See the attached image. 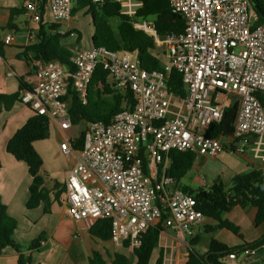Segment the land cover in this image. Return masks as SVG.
<instances>
[{"label": "built area", "instance_id": "obj_1", "mask_svg": "<svg viewBox=\"0 0 264 264\" xmlns=\"http://www.w3.org/2000/svg\"><path fill=\"white\" fill-rule=\"evenodd\" d=\"M90 1L98 6L105 2ZM169 1L184 18L183 32L160 37L151 22L133 23L164 47L169 61L162 71L142 69L132 53L93 47L72 54L69 65L33 61L35 82L20 97L23 105L47 116L64 133L72 126L69 89L86 104L99 65L115 89L133 95V107L110 123L88 124L82 150L75 151L67 138L60 145L64 154L78 155L65 180L68 214L88 224L111 220L113 243L132 249L164 215L163 226L184 242L205 219L195 199L168 175L172 152L216 157L227 150L264 161V22L255 24L258 17L250 0ZM116 2L121 13L131 18L142 5L136 0ZM74 6L73 0H27L24 9L36 24L42 22L44 9L55 23H63L71 19ZM13 40L7 35L4 42ZM173 70L182 76L185 96L168 87ZM234 105L237 114L231 135L208 136V129ZM257 252L247 248L227 258Z\"/></svg>", "mask_w": 264, "mask_h": 264}, {"label": "trees", "instance_id": "obj_2", "mask_svg": "<svg viewBox=\"0 0 264 264\" xmlns=\"http://www.w3.org/2000/svg\"><path fill=\"white\" fill-rule=\"evenodd\" d=\"M142 5L138 8L136 17L131 18L122 14L121 5L116 0H105L101 6L91 3L90 0H77L76 12L79 9L88 8L94 26L92 44L94 47L104 46L112 51H121L135 54L142 69L152 71H162L167 64L162 56H166L165 51L159 52V48L153 38L142 30L133 26L136 21L151 22L160 37H165L171 33H181L185 27L184 18L173 11L169 0H136ZM252 7L259 8L261 13L256 12L257 21L255 24L264 22V0H250ZM45 10V9H44ZM120 19L115 29L111 24V19ZM43 22V19H42ZM40 23L38 40L35 44L28 46L21 57H24L31 65L33 61L59 60L63 64H70L72 53L62 45L65 35L50 33ZM52 31H55L56 24H49ZM80 41V38H78ZM0 54H2V44L0 43ZM168 87L179 95L185 96L186 91L183 85L182 76L173 70L168 79ZM30 88L23 79H20L19 91L13 95L0 94V113L9 111L15 102L20 101L22 92ZM69 94L72 95L70 117L73 125L89 124L102 121L106 124L125 109L132 108L134 104L133 95L130 92L123 93L115 89L109 82V74L99 65L93 74L88 86L87 103L84 104L76 92L71 88ZM237 114V105H234L224 112V116L219 123L213 124L208 129V136L225 139L231 135ZM85 130L79 133L78 137L71 141L75 150H82L84 146ZM51 135V122L47 116L34 114L26 124L17 130L14 136L8 141L6 151L17 161L23 162L28 167V172L32 177L29 188L30 198L27 202V209L38 208L42 203L45 212H49L50 192L43 185L44 179L40 175L44 161L36 151L34 143L45 141ZM196 156L191 152L174 151L171 153V168L168 175L173 177L179 185L181 179L193 168ZM2 163L0 161V168ZM190 194L196 202V208L200 210L205 218L213 219L216 225L209 227L208 232H215L227 229L236 234L239 228L222 218V214L230 212L234 208L245 209L249 206L256 208L255 224H264V172L258 169H251L234 176L230 185H226L222 179L218 178L214 183L204 189L191 190L183 189ZM165 215L163 216V218ZM163 218L148 227L141 236V244L133 249L136 264H149L152 253L158 248L160 234L164 231ZM18 228V221L7 213L6 206L0 197V250L6 248L14 249L19 257L18 264H31V257L27 251H38L41 249V241L44 235L29 242L18 243L14 240V232ZM92 237L103 242L112 240L113 228L111 220L100 219L90 227ZM198 239L191 240L189 245L192 250L186 264H208L204 256L197 254L194 246ZM128 244H126V247ZM208 261L210 264H227L226 258L232 252L240 253L244 248L233 249L212 238L209 243ZM264 247V236L258 241L247 245V248ZM161 253L157 264H163ZM88 264H107L102 254L94 251ZM112 264H130L127 257L115 253Z\"/></svg>", "mask_w": 264, "mask_h": 264}, {"label": "crops", "instance_id": "obj_3", "mask_svg": "<svg viewBox=\"0 0 264 264\" xmlns=\"http://www.w3.org/2000/svg\"><path fill=\"white\" fill-rule=\"evenodd\" d=\"M26 1L0 0V43L2 44V54H0V94L13 95L17 93L20 79H23L28 86L33 85L35 82L34 69L21 55L28 46L37 42L40 24L32 22L27 16L24 9ZM76 6L77 4L75 3L74 7L76 8ZM76 12H73L69 21L55 23L49 11L45 9L42 14V25L47 32L77 38L78 44L82 39V35L75 22ZM85 15L90 16L88 10L85 11ZM52 22L56 24L54 32L49 26ZM7 35H12L14 38L10 44L4 42ZM78 38H80V41H78ZM62 45L67 47L63 42ZM68 46L72 47L71 50L66 48L72 54L94 47L92 42L89 46L82 45L79 47L72 44ZM67 101L71 105L72 95H68ZM33 115L34 113L20 101L15 102L9 111L4 110L0 113V161L2 163L0 168V197L2 203L6 206L7 213L18 221V228L14 232V240L18 243H29L44 235L40 250L26 252L31 257V264H88L93 252H99L97 248L99 242H106L92 237L90 234V227L94 223L88 224L72 219L64 203L66 176L68 171L78 161V155L75 152L64 154L60 147L65 138L72 141L78 137H73L68 133L71 128L62 133L55 126L58 132V139H60L59 144L55 142V145L52 146L49 143H44L49 142L46 140L34 143L36 151L44 161L40 175L44 179L43 185L50 192V207L48 213L45 212L43 203L38 208L31 210L26 207L30 198L29 188L32 183V177L26 164L17 161L10 155L6 151V146L17 130L22 128ZM86 127H88V124H84L81 132ZM222 153L217 157H222ZM240 157L239 163H236V161L229 162L228 167L231 175L228 180H224L226 185H230V181L235 175L247 170L258 169L264 172V161L255 160L250 154L240 155ZM204 158L209 160L211 157L197 155L196 161ZM235 164L238 166L239 172H236ZM204 188L202 186V188L198 189ZM256 214V208L249 206L245 209L234 208L230 212L223 213L222 218L235 224L241 229L242 233L247 231L252 243V241L255 242L264 236V224H255ZM207 219L209 218H205L199 225L194 227L193 233L187 236L185 242L179 240L172 229L164 227V231L160 234L157 248L159 251L158 259L162 253L163 264H186L189 253L192 250L189 242L194 239L200 241L201 234L203 232L209 233V227L216 225L214 220ZM251 228L256 229L250 232L249 229ZM224 230L226 229L221 231L224 232ZM218 237L219 239H217ZM218 237L216 236L214 239L233 249H247V245H249V242L242 246V244L226 241L220 235ZM198 243L194 246V250L197 254L204 256L205 259L206 255L209 256L208 246L210 242L202 249L198 246ZM116 246L117 248H128L131 255L134 256L131 247H126V245ZM43 248L45 249L42 250ZM257 249L258 252L256 254L246 257L240 256L236 260L226 258V263L264 264V247ZM108 256L110 264H112L114 256L111 257L110 254ZM18 257V253L12 248L0 250V264H18ZM132 260V264H136V258L133 257Z\"/></svg>", "mask_w": 264, "mask_h": 264}, {"label": "rangeland", "instance_id": "obj_4", "mask_svg": "<svg viewBox=\"0 0 264 264\" xmlns=\"http://www.w3.org/2000/svg\"><path fill=\"white\" fill-rule=\"evenodd\" d=\"M76 1L77 0H74V5ZM86 10H88V8L79 9L78 12L75 13L76 14L75 22H76L77 27L80 30V34L82 35L81 41L77 44V40H76L77 38L70 37V36L62 39V42L67 46L65 48H67L68 50H71L72 48L71 46H68L69 44L81 47L82 45L89 46L92 42L94 26L92 24L91 15L90 16L85 15ZM119 22H120V19H117V18L111 19V24L113 25L115 29L117 28ZM157 47L159 48L158 49L159 52H162V50H164V47L161 45ZM162 57L164 59V62L168 63L169 61L168 58L166 56H162ZM131 58L133 61L136 62L137 57L135 54H131ZM83 128H84L83 123L72 125L68 133L73 137H77ZM57 133L58 132H57L55 125L52 124L50 138L46 140L49 142H44V143H49L52 146L55 145V142L59 144L60 139H58ZM221 155L223 156L222 157H217V156L211 157L209 158V160H206L205 158L198 159L194 167L181 179L179 183L180 189L185 190L187 188L191 190H196L198 188H202V186H204L205 188H208L211 186L214 180L218 178H221L223 182L225 183L224 180H228L229 176L231 175V172L229 171V167H228L229 162L236 161V163H239V161L241 160V157H240L241 154L232 153L230 151L224 150ZM238 169L239 168L236 165V172H239ZM238 211H242V210H238ZM210 220H213V219H210ZM254 229L251 228L249 229V231L250 232L255 231ZM220 231L221 230L215 232L214 234L203 232L200 236V241L198 243L199 244L198 246L202 249L203 247L206 246V244H208L211 241L212 238H216V236L218 237L219 235L222 236L224 240L226 241H229V242L232 241L235 244H240V245L242 244V246H245L246 242L247 243L249 242V244L254 243L253 241L251 243L250 241L251 237L249 236V233L247 231L242 233L240 229L238 234L232 231H229L227 229L224 230V232L222 231L220 232ZM217 239H219V237ZM258 240L259 239H257L256 241ZM97 248L99 252L103 254V258L106 260L107 264H110L108 254H110V256L113 257L114 253L123 254L129 259L130 264H132V261H133L132 258L134 256L131 255L128 248H124V247L117 248V246L112 241H109L106 243L99 242V246ZM158 252L159 251L157 249L154 250V252L152 253V257L150 259V264H157Z\"/></svg>", "mask_w": 264, "mask_h": 264}, {"label": "water", "instance_id": "obj_5", "mask_svg": "<svg viewBox=\"0 0 264 264\" xmlns=\"http://www.w3.org/2000/svg\"><path fill=\"white\" fill-rule=\"evenodd\" d=\"M255 10H256L257 12L261 13V11H260L259 8L255 7ZM44 249H45V248H43L42 250H44ZM205 260H206V262H207L208 264H210L209 261H208V255L205 256Z\"/></svg>", "mask_w": 264, "mask_h": 264}]
</instances>
